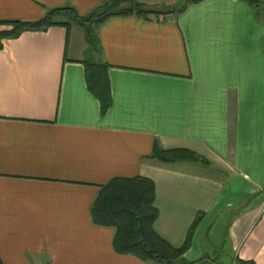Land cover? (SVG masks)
<instances>
[{
	"label": "crops",
	"instance_id": "obj_1",
	"mask_svg": "<svg viewBox=\"0 0 264 264\" xmlns=\"http://www.w3.org/2000/svg\"><path fill=\"white\" fill-rule=\"evenodd\" d=\"M115 1L147 10L84 29L51 26L0 49V260L3 264H162L113 248L116 229L93 222L101 186L116 176L155 182L156 231L185 263L221 264L220 228L234 260L264 264V15L246 0H0V21H35L70 6L88 15ZM264 6V0H259ZM11 26L1 25L0 31ZM109 64L112 104L85 79L84 60ZM162 148L206 162L161 163Z\"/></svg>",
	"mask_w": 264,
	"mask_h": 264
},
{
	"label": "trees",
	"instance_id": "obj_2",
	"mask_svg": "<svg viewBox=\"0 0 264 264\" xmlns=\"http://www.w3.org/2000/svg\"><path fill=\"white\" fill-rule=\"evenodd\" d=\"M198 1L201 0H184L182 7L179 9L174 7L173 12L179 14L189 4ZM246 1L254 8L260 9L264 15V6L260 5L259 0ZM123 3L125 1L105 3L88 15H81L75 8L66 6L52 9L45 17L35 21H0L1 25L11 26L0 31V49L3 48L2 40L17 38L25 31H45L55 25L69 28L76 24L84 29L89 48L100 54L101 47L95 26L119 14L146 16L151 13L145 8L146 5L137 2H132V9L122 10L120 5ZM84 64L87 87L100 101L101 114H105L112 104L109 64L100 58L84 60ZM149 157L165 164L207 160L188 148H162L158 140H155ZM155 196L156 186L153 179L141 175L116 176L101 186L91 206L93 222L116 229L113 248L119 254H131L143 260H155L162 264H190L183 261V255L190 246L192 233L199 219L196 218L192 222L184 243L181 246H174L155 229V222L159 216ZM0 264H3L1 260ZM234 264L256 263L252 259L237 257Z\"/></svg>",
	"mask_w": 264,
	"mask_h": 264
},
{
	"label": "rangeland",
	"instance_id": "obj_3",
	"mask_svg": "<svg viewBox=\"0 0 264 264\" xmlns=\"http://www.w3.org/2000/svg\"><path fill=\"white\" fill-rule=\"evenodd\" d=\"M184 0H179L178 3L174 6L179 9L182 7ZM227 227L228 223L220 228V235L218 236V244L214 245L217 249V256H219V260L221 264H229L233 258V252L231 251V246L229 244V240L227 239Z\"/></svg>",
	"mask_w": 264,
	"mask_h": 264
},
{
	"label": "water",
	"instance_id": "obj_4",
	"mask_svg": "<svg viewBox=\"0 0 264 264\" xmlns=\"http://www.w3.org/2000/svg\"><path fill=\"white\" fill-rule=\"evenodd\" d=\"M122 7L124 9H132L133 5H132V3H128V4H126L125 6H122ZM150 11L153 12V13L167 14V13L171 12V7L168 6V5H162V6L150 9ZM192 264H217V263L215 261H213V260H210V259H203V260L197 261V262L192 263Z\"/></svg>",
	"mask_w": 264,
	"mask_h": 264
}]
</instances>
